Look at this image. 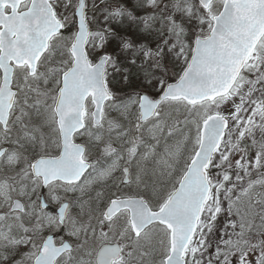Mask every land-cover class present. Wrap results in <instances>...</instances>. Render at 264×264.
<instances>
[{"label":"snow or ice","instance_id":"obj_1","mask_svg":"<svg viewBox=\"0 0 264 264\" xmlns=\"http://www.w3.org/2000/svg\"><path fill=\"white\" fill-rule=\"evenodd\" d=\"M0 264H264V0H0Z\"/></svg>","mask_w":264,"mask_h":264}]
</instances>
